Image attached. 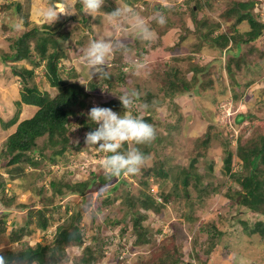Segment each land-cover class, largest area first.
Masks as SVG:
<instances>
[{"label":"rangeland","instance_id":"374dc122","mask_svg":"<svg viewBox=\"0 0 264 264\" xmlns=\"http://www.w3.org/2000/svg\"><path fill=\"white\" fill-rule=\"evenodd\" d=\"M10 1L11 7L6 11H0V58L2 54L10 52L8 47L10 42L7 40L9 35L1 32V26L3 24L19 26L17 28L21 31L22 20L29 18L28 27L34 26L33 23L40 27L47 23L43 12L53 2V0ZM226 1L132 0L129 4L125 0H105L102 6L104 12L108 13L119 7L133 14L122 19V29H117L116 22L111 21L103 12L93 18L78 12L77 3L71 6L73 0L63 1L67 5L70 3L67 10L73 12L60 14L66 18L64 30L69 33L68 38L65 40L62 38L60 42L65 51V57L61 58L60 62L66 71L73 69L79 74L84 73L81 56L92 39L106 36L122 41L115 53L108 58L107 70L112 71L113 78L120 71L123 75V83L113 89L104 86L100 92L90 95L88 107L83 112L84 117L93 106L109 107L107 102L110 100L115 102V108H110L123 115L128 109L123 108L118 96L132 91L137 92L138 97L135 98L136 102L131 111L140 118L145 117L144 105H147L151 112L147 122L154 126L157 136L153 147L157 149L158 159L165 162L169 171H179L188 165L189 156L194 154V142L208 132L209 136H213L212 142L206 151V156L199 158L195 163L197 172L207 176L202 187L207 188V192L205 191L204 195L192 187H187L190 196L193 197V202L188 203L187 195H184L185 188L180 182L174 189L173 182L168 181L161 187L163 192L175 190L178 194L165 202L158 194L160 183L154 184L149 189V193L156 202L161 203L163 200L164 205L162 204L159 211H155L151 207L143 209L138 202H135L133 210L140 209L141 225L147 230L146 238L141 244H137V233L132 229V216L128 213L130 204L125 197L127 194L135 197L137 191L142 188L137 181L140 173L134 174L133 177L132 175L115 177L99 192L92 191L85 197L67 193L63 198H59L54 194L50 185L52 180L74 183L84 181L94 173H101L100 171H103L101 174L106 173L102 166L105 154L85 143V135L89 130L80 124L83 117L72 118L68 132L71 144H68L67 149L56 157L54 162H50L49 158L58 147L44 149L43 156L39 153L33 156L34 160L39 162L37 166L22 163L19 165L20 171L17 175L10 178L7 170L12 167L2 166L4 157L0 156V228H4L0 231V252L7 249H22L25 246L35 247L36 244L51 246L56 227L68 224L74 215L73 212H76L79 213L76 226L81 234L82 244L65 246L64 255L54 264H77L82 249L87 246L95 251L91 264H150L151 260L158 257V252L162 253L166 249L172 251L174 247L178 250V257H181L178 264H264V235H249V232L243 231V225L240 223V221L246 222L250 230L254 223L264 222V216L261 213L252 214L245 207L236 205L235 201L226 195L233 194L237 185L222 170L221 144L227 137L233 140L232 146L235 145V135L246 124L233 123L238 114L250 111L255 115L264 116V93L261 91L264 87V55L259 58L254 51L250 56L251 65L244 70L242 76H237L238 81L233 80V82L228 78L222 64L215 61L219 57L215 48L203 44L200 50L191 52L190 49L191 43L197 39L191 19L192 13L187 8V2L189 6L200 2L199 9L195 11L196 19L202 18L201 20L211 23L222 22V26L216 31L219 32L228 24L220 18L221 12L226 7ZM17 4L20 6L19 11ZM63 5L58 11H65ZM163 9L171 12L172 19ZM178 13L183 15L178 17ZM72 14H75V18L70 20ZM134 15L141 17L150 26L152 39H141L132 30L131 22ZM161 15L173 20L176 25L184 29H168L165 34L159 35L152 25ZM252 16L259 23H264V3L262 6L253 7ZM237 29L243 32L248 29V24L244 21ZM216 32L213 34L215 35ZM180 36H183L182 41L179 40ZM252 46L264 54V33L252 43ZM178 57L181 59L175 61L174 58ZM188 60L199 62L200 65L211 64L209 78L212 87L201 90L199 94L188 92L171 99L164 96L160 78L152 72L157 68L162 70L167 65H178L182 69L181 73L190 78L191 74L186 70ZM221 60H224L223 56ZM14 65L22 67L26 63L6 61L4 64L0 60V150L7 135L21 118L28 116L29 113L23 104H17L22 85L15 81L12 74L11 66ZM41 69L42 66L34 70L38 76V79L34 80L36 86L46 90L49 96H54L57 91L48 86ZM252 78H255L256 82L245 89L241 88L245 95L237 103H231L226 98L229 96L228 88L234 83L243 84ZM91 79L82 76L78 81L86 86ZM221 85L227 88L226 95L220 94ZM258 91L261 94L257 93ZM14 117L17 119L16 123L5 127V124ZM89 125L92 130L98 126L91 121ZM43 141L41 139L37 141L39 147H43ZM127 145L128 150L133 146L131 143ZM152 156L153 151L149 153L145 165H151ZM209 164H212L210 169H208ZM236 164L234 158L232 172L239 171V166ZM120 178L126 179L128 185H118L114 192L118 198L113 199L110 196L109 203L101 204L100 208H97V201H102L101 196L104 192L117 185ZM143 190L148 191L146 188ZM2 199L8 200V204L3 203ZM43 199L47 200V204H42ZM40 209L48 218L49 225L46 230L37 228L35 218L31 215V213L36 215ZM30 215L32 219L28 224ZM15 231L21 232V238L12 243L9 234ZM217 232H221L222 235L216 236ZM210 244L216 246L211 262H199L194 256L193 246L203 251L202 254L206 256L208 254L204 250L208 249Z\"/></svg>","mask_w":264,"mask_h":264},{"label":"trees","instance_id":"16d2710c","mask_svg":"<svg viewBox=\"0 0 264 264\" xmlns=\"http://www.w3.org/2000/svg\"><path fill=\"white\" fill-rule=\"evenodd\" d=\"M125 1L130 4L132 0ZM10 3L11 1L1 5L0 11L2 12L9 9L11 7ZM263 3L264 1L260 0H227L226 7L221 12L220 18L223 22H228V24L224 25L222 31L216 32L217 28L222 26V22L211 23L210 21L201 20L202 18L196 19L197 13L195 11L199 9L201 5L200 2L195 3L193 6H189L187 2V8L192 13L191 19L194 23V31L197 39V41L191 43V52L197 51L198 49L200 50L203 44L215 48L219 53V57H217L215 61L222 64L229 79L238 81L237 76H242L244 70L251 65L252 59L250 56L252 53L254 51L257 52L259 58L264 55L263 52H258L252 46V43L264 33V23H259L252 16V10L254 6H262ZM17 5L19 11L20 6L19 4ZM76 5L79 12L80 5L79 3ZM163 10L166 14L171 13L170 11L167 12L165 9ZM181 15L183 14L178 13V17H181ZM171 16V14L168 15L170 19H172ZM74 18L75 14H72L70 20ZM27 19L22 20L20 25L21 31L17 28L19 26H9L7 24L1 26V32L9 35L7 36V40L10 42L8 45L10 52L2 54L0 60L4 64L6 61L14 63L24 61L26 65L31 66H11L15 81L22 85L17 104H23L27 109L26 111L29 113L28 116L22 117L9 135H7L3 142V147L0 150V156L4 157V161L1 165L12 167L7 170L10 178H14V176L17 175L20 171L19 165L22 163H29L32 166H37L39 162L34 160L33 156L36 153L43 156L44 149L58 147L53 151L52 157L49 158L50 162H54L56 157L63 154L70 143L68 132L69 126L71 125L70 120L72 118L82 116L83 118L80 120L81 126L92 131L89 125V117L87 115L84 117L83 114L88 107L90 95L100 92L104 86L113 89L118 84L123 83V75L120 71L119 74L113 78L112 71L110 72L107 70L108 76H94L93 79L84 86L78 80L86 75H84V73L79 74L73 69L66 71L60 62L61 58L65 57V51L60 42L62 38L65 40L69 36V33L64 30L66 18L60 15L59 19L51 26L46 23L40 27L35 25L28 27ZM165 21L164 24H160L158 23V19H156L152 25L156 29L155 31L159 32V35L165 34L168 29H184L176 25V22L168 20L166 17ZM244 21L248 24V29L239 32L237 27ZM213 32H216V34L214 35ZM182 37L183 36L179 37L180 41L183 40ZM179 44L178 42V45ZM222 56L224 57L223 61L221 60ZM180 59L179 57L174 58L175 61ZM187 64L188 68L186 70L191 74L190 78H187L183 72L181 73L182 69L178 65H167L162 70L157 68L152 72V74L160 78L164 96L171 99L188 92L199 94L201 90L212 87V81L209 78V66H211V64L200 65L199 62H190L189 60ZM40 66H42L41 72L48 86L57 91L54 96H49L46 90L39 89L36 86L34 80L35 78L38 79V76L34 73V70ZM255 82V78H252L246 80L243 84L234 83L232 87L228 88L229 96L226 98H228L231 103H237V101L245 95L241 88L245 89ZM28 84H30V86H28ZM219 91L221 95H226L227 88L221 85ZM261 91L264 93V87ZM257 93L260 92L258 91ZM107 105L111 108H115V102L112 100L108 101ZM144 110L146 115L142 117V119L147 121L150 119L151 112L148 110V107ZM16 121L17 119L14 117V119L5 124V127L12 126ZM233 123L235 125H240L242 123L246 124L239 130L238 134L235 135L234 146H232L233 140L227 137L221 142L223 152L222 170L228 174L237 185L233 194L226 195H228L230 199H233L236 205L245 207L252 214L261 213L262 216H264V116H258L247 111L238 114ZM40 139L44 140L43 147H39L37 144V141ZM212 139L213 136H209L208 132L204 136L196 139L193 146L194 154L189 156L190 162L179 171H169L166 168L165 162L160 158L158 159L157 149L153 147V143L156 142L157 136L149 143L135 145L144 153L146 159L149 153L153 151V161L151 165L147 166L143 164L139 172L140 177H137L138 184H140L142 188L137 191L135 197H132L131 194H127L125 197V199L128 200L127 203L130 204L131 209H128V213L132 216V229L137 233V244H141L146 238L147 230L141 225L142 215L139 211L140 209L133 210L135 208V202H138L143 209H149L151 207V209L159 211L163 204V200L166 202L168 199L176 197L175 195L178 194L175 190L174 192H163L161 187L168 181L173 182L174 189H176L177 184L180 182L185 188L184 195H187L186 201L188 203L193 202V197L190 196L187 187H192L203 194L205 191L207 192V188H202L203 181L205 178L207 179V176L200 175L197 172L195 163L198 162L199 158L206 156V151ZM123 150H128L127 143H125ZM234 158H236V165L239 166V171L236 172H232V161H234ZM211 165L212 164L208 165V169L211 168ZM100 172L102 173L103 171ZM101 173H94L88 179L74 183L55 182L52 180L50 181V185L53 188L54 194L59 198H63L67 193L85 197V195L92 191L99 192L109 180L121 176ZM158 182L160 183L158 185V194L163 197L161 203L156 202L149 193V189L154 184L157 185ZM120 184L128 185V182L124 178L118 179L117 185L104 192L103 196H101L102 201H97L96 207L100 208L101 204L109 203L111 199L110 196H112L113 199H117L118 196L114 194V192H116ZM144 188L148 189V191H144ZM188 195L190 197H188ZM196 198H198V195H196ZM1 201L8 204V200L4 201L2 199ZM42 204H47V200L43 199ZM44 210L47 209L44 208ZM73 213L74 215L70 218L71 220L68 224L58 225L56 227L52 235L51 246L36 244L35 247L25 246L22 249H7L0 252V256L5 257L7 264H11L12 262L16 264H54L58 258L64 255L65 246L71 244L80 246L82 244V237L76 226L79 213ZM31 215L35 218L37 228L41 230H46L48 228V218L45 217L41 209L36 212V215L33 213H31ZM31 215L27 220L28 224H30L32 219ZM35 216H37V218ZM240 223H242L245 233L249 232V235H264V222L258 221L254 223L250 230H248L246 222L240 221ZM3 230L4 228L1 227L0 231ZM217 235L221 236L222 233L217 232L216 236ZM9 238L10 242L15 243L21 238V232H11ZM215 247L216 246L213 244H210L208 249L205 248L204 251L208 254L206 256L202 254L203 251H200L199 248L196 249L195 246H193L192 250L195 251L194 256L199 262L208 263L211 262V258L216 249ZM94 254L95 251L92 250V247H84L77 264H91V261L94 260ZM180 261L181 257H178V250L174 247L172 251L166 249V251L162 253L158 252V257L151 260L150 264H178Z\"/></svg>","mask_w":264,"mask_h":264},{"label":"clouds","instance_id":"9594fccd","mask_svg":"<svg viewBox=\"0 0 264 264\" xmlns=\"http://www.w3.org/2000/svg\"><path fill=\"white\" fill-rule=\"evenodd\" d=\"M76 3L80 5V13L93 18L103 12L111 21L116 22L115 27L117 29H122V19L133 15L119 7L114 11L104 12L102 6L105 0H73L71 6ZM62 4L63 0H53L44 10L43 17L50 26L59 19L61 13H73L67 10L70 7L67 4L63 5L66 9L64 12L58 11ZM165 22V17L161 15L158 18V23L164 24ZM131 28L141 39L150 40L153 38L150 26L138 15L133 16ZM121 43L120 40L106 36L92 39L81 56L86 77L93 79L94 76H108L107 60L115 53ZM137 96L138 93L135 91L118 96L123 108L128 109L123 115L110 107L101 106H93L87 113L89 121L98 126L86 133L85 143L105 154L102 166L105 172L110 175L120 176L139 173L146 157L135 145L146 144L155 139L156 130L154 126L134 115L131 111ZM125 143H131L134 146L129 150H123ZM0 264H7L5 257L0 256Z\"/></svg>","mask_w":264,"mask_h":264},{"label":"built area","instance_id":"2783aa9c","mask_svg":"<svg viewBox=\"0 0 264 264\" xmlns=\"http://www.w3.org/2000/svg\"><path fill=\"white\" fill-rule=\"evenodd\" d=\"M5 2H8V0H0V6Z\"/></svg>","mask_w":264,"mask_h":264},{"label":"crops","instance_id":"0c3cea01","mask_svg":"<svg viewBox=\"0 0 264 264\" xmlns=\"http://www.w3.org/2000/svg\"><path fill=\"white\" fill-rule=\"evenodd\" d=\"M63 1H64V0H63ZM67 2H69V1H66V3H67ZM63 4H65V3L63 2ZM63 4H62V5H63ZM69 5H70V3H69ZM30 7H31V6H30ZM65 10H66V9H65ZM29 17H30V13H29ZM27 20H29V18H28ZM31 23H32V22H31ZM33 25H36V24L33 23ZM36 26H37V25H36Z\"/></svg>","mask_w":264,"mask_h":264}]
</instances>
